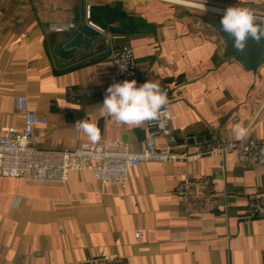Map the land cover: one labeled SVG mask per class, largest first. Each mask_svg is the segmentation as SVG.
<instances>
[{
    "label": "crops",
    "instance_id": "crops-1",
    "mask_svg": "<svg viewBox=\"0 0 264 264\" xmlns=\"http://www.w3.org/2000/svg\"><path fill=\"white\" fill-rule=\"evenodd\" d=\"M90 3L91 16L103 7L109 18H86L84 0H0V134L24 127L18 99L26 97L48 120L36 128L38 149L74 150L92 141L74 126L85 119L97 125L98 140L143 148L145 123L116 124L101 110L106 89L77 95L112 81L111 53L127 44L137 85L150 79L167 92L171 133L158 138L159 147L207 149L236 139V123L247 138H264V67L247 71L226 60L217 33L199 25L196 11L168 0ZM88 21L103 32L66 48ZM190 178L204 179L218 195L212 210L179 200L177 190ZM263 192L264 163L235 155L224 164L213 154L189 163L150 161L131 169L126 188L90 171H72L66 183L0 173V264H90L100 255L128 264H264V217L244 216L247 198Z\"/></svg>",
    "mask_w": 264,
    "mask_h": 264
},
{
    "label": "built area",
    "instance_id": "built-area-1",
    "mask_svg": "<svg viewBox=\"0 0 264 264\" xmlns=\"http://www.w3.org/2000/svg\"><path fill=\"white\" fill-rule=\"evenodd\" d=\"M170 1V0H168ZM203 3V0H185ZM206 5L218 8L247 7L256 17L264 20V5H248L228 3L220 0H205ZM186 5V4H182ZM86 18L91 16L90 0H84ZM188 6V5H187ZM207 11V10H206ZM210 12V11H209ZM89 24L95 26L91 21ZM53 30H63L69 25L53 24ZM103 32V30L96 26ZM113 62V79L107 85L89 87L78 91L77 95L95 94L107 89L113 82L136 80L138 77L134 49L124 44L111 53ZM121 66H127L121 71ZM19 110L24 115V127L10 126L0 134V173L7 177H22L30 181L66 183L72 171H90L96 180L102 183H117L126 188L132 168L150 161L157 162H195L205 155H217L224 164L228 155L240 159L264 163V138H245L243 140H221L207 149L196 147L190 153L181 154L171 147L158 146L161 135H170L172 112L166 106L162 109L157 121L145 122L146 138L144 147L132 149L122 140L84 141L74 150L51 151L41 150L36 146L38 126H44L48 120L37 110L30 108L26 97L18 99ZM179 200L189 209L208 211L215 207L218 196L209 190L206 181L199 178L185 180L178 188ZM244 216L249 219L264 217V192L256 193L247 198ZM142 235V230L136 231ZM90 264H128L121 256L100 255L93 258Z\"/></svg>",
    "mask_w": 264,
    "mask_h": 264
},
{
    "label": "clouds",
    "instance_id": "clouds-1",
    "mask_svg": "<svg viewBox=\"0 0 264 264\" xmlns=\"http://www.w3.org/2000/svg\"><path fill=\"white\" fill-rule=\"evenodd\" d=\"M172 3L184 4L185 0H170ZM205 0L198 4L203 11ZM221 30L233 40L237 52L245 50L248 39L259 42L264 39V20L256 17L247 7H227L221 17ZM119 64V63H117ZM120 65V64H119ZM127 66H121V71ZM169 104L167 92L161 88L158 81L147 80L137 85L136 80L113 82L107 89L100 108L116 124L141 126L145 122L159 120L162 109ZM78 131H83L93 142L99 139L100 133L95 123L88 120L77 121L74 125ZM237 140H243L248 135V129L241 123L232 126Z\"/></svg>",
    "mask_w": 264,
    "mask_h": 264
},
{
    "label": "water",
    "instance_id": "water-1",
    "mask_svg": "<svg viewBox=\"0 0 264 264\" xmlns=\"http://www.w3.org/2000/svg\"><path fill=\"white\" fill-rule=\"evenodd\" d=\"M223 13L220 12H195V17L202 27H208L217 33L221 44L223 57L228 60L241 65L247 71H257L264 67V39L259 42L248 39L245 50L237 52L233 47V40L227 33L221 30V17ZM100 34V31L95 29L91 24L85 22L81 29H79L74 36L65 44L66 48L80 47L87 45L90 37Z\"/></svg>",
    "mask_w": 264,
    "mask_h": 264
},
{
    "label": "trees",
    "instance_id": "trees-1",
    "mask_svg": "<svg viewBox=\"0 0 264 264\" xmlns=\"http://www.w3.org/2000/svg\"><path fill=\"white\" fill-rule=\"evenodd\" d=\"M109 10L108 8H103V7H99V8H93L92 9V18H109Z\"/></svg>",
    "mask_w": 264,
    "mask_h": 264
},
{
    "label": "bare ground",
    "instance_id": "bare-ground-1",
    "mask_svg": "<svg viewBox=\"0 0 264 264\" xmlns=\"http://www.w3.org/2000/svg\"><path fill=\"white\" fill-rule=\"evenodd\" d=\"M184 4H186L188 6H193V7L201 9L200 7H197V5L198 4H202V3H197V2H192V1H185ZM204 8H205V10L210 11V12H220V13H223V10L226 9V8L213 7V6L206 5V4H204Z\"/></svg>",
    "mask_w": 264,
    "mask_h": 264
},
{
    "label": "rangeland",
    "instance_id": "rangeland-1",
    "mask_svg": "<svg viewBox=\"0 0 264 264\" xmlns=\"http://www.w3.org/2000/svg\"><path fill=\"white\" fill-rule=\"evenodd\" d=\"M184 6H187V5H184ZM188 8H190L191 10L193 11H196V12H208V13H212V12H209V11H203L202 9H199V8H196V7H193V6H187Z\"/></svg>",
    "mask_w": 264,
    "mask_h": 264
}]
</instances>
